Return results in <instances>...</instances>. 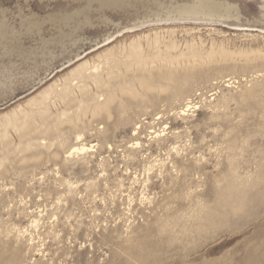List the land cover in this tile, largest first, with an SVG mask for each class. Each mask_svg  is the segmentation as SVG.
<instances>
[{
  "label": "rangeland",
  "instance_id": "rangeland-1",
  "mask_svg": "<svg viewBox=\"0 0 264 264\" xmlns=\"http://www.w3.org/2000/svg\"><path fill=\"white\" fill-rule=\"evenodd\" d=\"M0 264H264V0H0Z\"/></svg>",
  "mask_w": 264,
  "mask_h": 264
},
{
  "label": "bare ground",
  "instance_id": "bare-ground-1",
  "mask_svg": "<svg viewBox=\"0 0 264 264\" xmlns=\"http://www.w3.org/2000/svg\"><path fill=\"white\" fill-rule=\"evenodd\" d=\"M212 4V3H211ZM194 6V5H193ZM192 7V6H191ZM195 7V6H194ZM202 7V6H201ZM204 7V6H203ZM212 7V6H211ZM211 7L209 6V5H207V7L205 8V9H207V11H205L204 9H202V10H200V12L201 13H205V12H208V11H210V10H208V9H211ZM189 9H190V6H189ZM193 9V8H192ZM217 10H219L220 12H224V13H226V14H230L231 13V10L229 9V6L228 5H226V6H224L223 5V3H221V4H219V8L217 9ZM193 13V12H192ZM209 14V13H208ZM228 16V15H227ZM93 70L96 72L97 70H98V66H93ZM80 76V75H79ZM90 76H92V73H89L88 74V77H90ZM81 77V76H80ZM83 77V76H82ZM84 78V77H83ZM74 80V79H73ZM71 86V85H70ZM63 89V88H62ZM61 89V90H62ZM83 89V88H82ZM60 90V89H59ZM64 90H65V88H64ZM52 92H54L53 90H52ZM56 92V91H55ZM62 92V91H61ZM60 92V93H61ZM66 92V91H65ZM64 92V93H65ZM61 95H62V93H61ZM52 100V99H51ZM162 135V134H161ZM82 136V135H81ZM164 136V135H163ZM155 137H157V138H159L160 137V135H156ZM76 140L77 141H79V143H80V135H79V133L76 135ZM76 143V142H75ZM76 144H78V143H76ZM137 146L139 145V143L137 142V143H135ZM136 146V147H137ZM87 151H90L89 150V148L88 147H85V146H83V145H81V146H71V148H70V150L68 151V156H71V155H74L75 153L77 154V153H86ZM177 152V151H176ZM75 154V155H76ZM150 167V166H149ZM149 169L150 168H148V170L147 171H149Z\"/></svg>",
  "mask_w": 264,
  "mask_h": 264
}]
</instances>
